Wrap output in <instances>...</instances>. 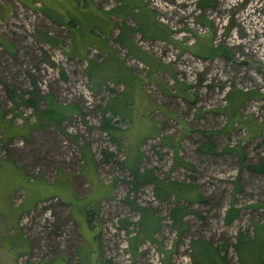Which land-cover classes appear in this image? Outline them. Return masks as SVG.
<instances>
[{
    "label": "rangeland",
    "instance_id": "obj_1",
    "mask_svg": "<svg viewBox=\"0 0 264 264\" xmlns=\"http://www.w3.org/2000/svg\"><path fill=\"white\" fill-rule=\"evenodd\" d=\"M116 2L74 0L85 7L73 10L69 0H0V111L27 131L0 128V159L16 164L8 183L0 180V264H162L159 247L171 264H191L197 239L225 264H240L238 231L251 236L264 220V0H131L137 14L125 1L126 17L108 16L106 46L129 76L110 70V59L100 63L98 43L76 46L100 38L92 28ZM156 24L160 37L142 35ZM123 25L140 26L132 33L140 59L116 40ZM43 33L56 44L42 42ZM31 90L41 98L37 111L21 100ZM49 99L69 113L59 125L41 117ZM106 108L118 111L108 116L119 146L100 128ZM136 161L159 180L192 185L188 195L200 200H158L152 184L132 176ZM179 204L189 211L182 233L167 216ZM134 206L161 218L155 242L138 235ZM230 206L238 216L226 224Z\"/></svg>",
    "mask_w": 264,
    "mask_h": 264
},
{
    "label": "trees",
    "instance_id": "obj_2",
    "mask_svg": "<svg viewBox=\"0 0 264 264\" xmlns=\"http://www.w3.org/2000/svg\"><path fill=\"white\" fill-rule=\"evenodd\" d=\"M123 4L125 1H122ZM197 4L200 7H205V6H211L213 5V0H197ZM139 11L136 12V14ZM128 12H122L123 15L127 14ZM146 17V16H145ZM149 20L148 17H146V21ZM154 23V20H149V23ZM162 27V26H161ZM132 29L129 28L128 26H122L120 30V37L118 39V42L120 44H124V38L122 35V32L124 29ZM159 25L156 24L155 28L152 31V36L150 35V38H158L160 37L159 35ZM141 31L140 26L135 28V31ZM143 36H146V31L143 30L141 31ZM44 38L41 40L42 42H48L50 44H56V40L54 42H49L50 37H46L45 34L43 33ZM131 51V50H130ZM132 52V51H131ZM42 53L45 55V51L42 50ZM214 53V50H210L209 55H212ZM33 85L36 83L32 81ZM10 99L13 101V95L10 90L6 88ZM27 98L22 97V102L32 108L33 110H38L39 109V101H40V95L38 94L39 92H35L31 90L28 92ZM48 106H47V112L48 114H44L42 112L41 117H45L47 120H55L57 125L60 124V122L65 119L67 113L66 111L63 110V108L55 105L54 102H51V100H48ZM51 105L55 106L57 109L59 108L60 112L59 113H54L50 111ZM75 111L79 112V110L75 107ZM63 111V112H62ZM53 113V114H51ZM111 113L114 116L119 115L118 111H111L109 108H106L102 111L101 113V124L100 128L106 133H110V138L113 143H115L117 146L121 145L119 138L115 137V133L118 130V128L115 127L114 124L111 123L110 116H108ZM69 114V113H67ZM40 119V118H39ZM172 150H174V147ZM176 149V148H175ZM175 152V151H174ZM173 152V153H174ZM102 153L106 156V154H109L110 152H107L105 150L102 151ZM110 155H113V153H110ZM87 159V158H86ZM248 168L251 169H258L262 170V167H253V166H248ZM130 171L132 173V176L141 179L142 182L144 183H149L153 185V191L156 196V198L160 201H165L168 199V195H173V197L176 198V200H181L184 199L185 201H192V200H200L198 196L194 195H188L189 193L192 192V185L190 184H185V183H177L175 181H170L169 183H166L162 180H159L156 175H154L150 170H144L143 172L140 169V166L138 162H135V167L130 166ZM260 207H262L264 211V204L261 203L259 204ZM136 209H138L140 218L138 221V235L142 237V239L149 240L151 242L154 241V234L158 230L160 226V220L158 216L153 217V213L147 210L146 208H141L134 206ZM188 210L182 205H175L170 208L168 212V218L171 221V225L174 227L176 232L182 233L186 227V222L184 221V216L188 214ZM238 216V209L230 206L224 216V222L226 224H229L232 222L233 219H235ZM253 234L251 236L246 235L244 232L241 230L238 231L237 237H236V242L232 244L233 250L237 255L238 261L240 264H247L243 261V258H253L254 262H257V264H264V220L261 223H253ZM137 240V237L135 238ZM223 251H226V243L223 244ZM220 250L217 249V247L212 246L209 242L207 241H201V240H194L191 242V264H197V259H203L207 258L210 261V264H225L224 258L225 256L220 254ZM159 252L162 254V259L164 255V259L161 260L162 264H171L170 263V254H167L164 252L161 247H159ZM252 264V263H248ZM254 264V263H253Z\"/></svg>",
    "mask_w": 264,
    "mask_h": 264
},
{
    "label": "crops",
    "instance_id": "obj_3",
    "mask_svg": "<svg viewBox=\"0 0 264 264\" xmlns=\"http://www.w3.org/2000/svg\"><path fill=\"white\" fill-rule=\"evenodd\" d=\"M70 1V4L74 1V0H69ZM117 2V8H115V9H110V10H108V11H105L104 13H103V15H105V16H100L99 17V20L101 21V23L98 25V26H96V28H92V31L93 32H100V34L97 32V34H99V39H95V38H93V39H91V43L89 42V40H88V42H85L84 43V41H82V40H80V43L78 42V41H76V46H79V47H81V48H85V47H88L89 45H95V44H97L98 43V50H99V52H100V54L102 55V57L103 56H105V58H102V60H103V62H100V63H105L106 62V60L107 59H110L111 61H114V63L113 64H111L110 66H108V68L110 69V70H118V69H125V70H127L128 72L125 74V75H130V70L129 69H127L125 66H123L119 61H118V59L115 57V55H114V53H113V50L111 49V48H108L106 45H109L107 42V40H109V32H110V30H111V27H110V25H111V20H109V18H108V16L109 17H113V16H116V17H118V18H121V16H127L128 15V13L127 14H125V15H123L122 14V12H128V9H125V8H122L123 6H124V4L122 5V1H128V0H116ZM129 2H130V9L132 8L133 10L134 9H137V11H139V7L138 6H135V4H132L131 3V0H129ZM25 5L26 6H28V5H30V3L29 2H27V3H25ZM64 5V7H67L66 6V4L64 3L63 4ZM71 6L73 7V8H71V9H73L74 10V8L75 9H79V8H84L85 6H80V7H78V6H75V3H72L71 4ZM88 6V5H87ZM69 12H70V10H69ZM96 13V12H95ZM132 13V12H131ZM70 14H72V11L70 12ZM97 14V13H96ZM133 14H136V13H133ZM46 15H47V17H49L52 21H54V22H57V23H61V21H57V19H56V17H55V13H53L52 14V12H51V10L49 11V12H47L46 13ZM145 16L146 17H148V15L147 14H145ZM149 18V17H148ZM59 20V19H58ZM63 22H67V21H64V20H62ZM147 23H149V20H147L146 21ZM68 24H69V21L67 22ZM74 27H76V26H74ZM73 26H71V28H74ZM110 27V28H109ZM129 28H132V27H130V26H128ZM97 30V31H96ZM134 29L132 28V29H128V28H126V29H124V31L122 32V35L123 34H125V36H124V42H125V45L123 44V48H128L129 50H131V51H134V53H132L136 58H138V59H140L137 55H138V53L141 51L140 50V48L137 46V44L136 43H134V40H133V35H132V33H134ZM136 32H137V30H136ZM143 35V34H142ZM152 36V32L151 33H149V32H147L146 33V36ZM118 38H119V36L117 37V39L116 40H118ZM103 39V40H102ZM43 40V39H42ZM128 49H126V50H128ZM129 54H131V52L129 51L128 52ZM85 55V53H83L82 51H78V56H84ZM141 58L144 60V62L146 61V63L148 64H151L150 63V61H149V57L146 55V54H144V53H142L141 54ZM87 67L90 65V62H87ZM88 76V75H87ZM121 76V75H120ZM88 78H89V80H91L90 79V77L88 76ZM0 125H1V127L0 128H5V127H8V128H10L11 129V131H10V135L12 134L13 136H16V135H18V133H20V132H23L22 134H21V136H24L25 134H26V128L25 127H23L21 130L20 129H18V128H16L15 126H13L12 124H11V121L8 119V117H6V115H4L1 111H0ZM1 134H3V133H1ZM13 166H16V164L14 163V161L11 159V158H9V159H6V158H4V159H0V180L2 181V184L3 185H6L7 183H8V179H7V177H6V173L7 172H11V169L13 168ZM18 175H20L19 173H17ZM61 177H62V175H60ZM2 177H3V180H2ZM65 182V180H64V178L62 177V182H58V183H61V184H63ZM40 186H42V183L40 184ZM51 187V186H50ZM50 187H48L47 189H45L46 190V192H47V190H49V188ZM53 187V186H52ZM45 190H43V192L45 191ZM42 196H46L45 195V193L42 195ZM75 198H77V197H75ZM70 199H73V198H70ZM6 204H7V206L9 207V210H10V208L14 211V212H16V215H15V218L14 219H12L11 220V222H13V223H15L16 224V218H17V214H18V209H17V207L15 206V207H13L12 205H11V202L9 201V203L8 202H6Z\"/></svg>",
    "mask_w": 264,
    "mask_h": 264
}]
</instances>
